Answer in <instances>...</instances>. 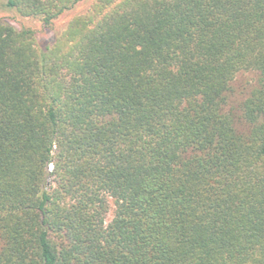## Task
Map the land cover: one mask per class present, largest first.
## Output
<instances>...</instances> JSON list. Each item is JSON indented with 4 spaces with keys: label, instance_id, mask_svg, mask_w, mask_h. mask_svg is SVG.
Returning a JSON list of instances; mask_svg holds the SVG:
<instances>
[{
    "label": "trees",
    "instance_id": "16d2710c",
    "mask_svg": "<svg viewBox=\"0 0 264 264\" xmlns=\"http://www.w3.org/2000/svg\"><path fill=\"white\" fill-rule=\"evenodd\" d=\"M0 264H264V0H93L41 44L0 18Z\"/></svg>",
    "mask_w": 264,
    "mask_h": 264
},
{
    "label": "rangeland",
    "instance_id": "374dc122",
    "mask_svg": "<svg viewBox=\"0 0 264 264\" xmlns=\"http://www.w3.org/2000/svg\"><path fill=\"white\" fill-rule=\"evenodd\" d=\"M92 1L81 0L54 19L51 25L45 26L36 18L20 16L14 10L5 6L6 0H0V18L18 29L21 27L32 28L35 31L37 41L41 44L53 40L54 36L65 26L67 21L71 17L83 13ZM256 82L257 74L255 72H238L231 83L232 89L229 93L228 108L238 112L242 101L249 95ZM106 218L109 219L110 215H107Z\"/></svg>",
    "mask_w": 264,
    "mask_h": 264
}]
</instances>
